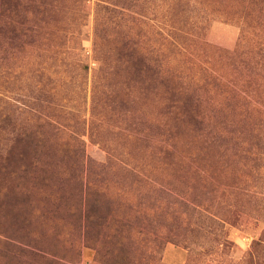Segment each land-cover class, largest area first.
Segmentation results:
<instances>
[{"label":"rangeland","instance_id":"1","mask_svg":"<svg viewBox=\"0 0 264 264\" xmlns=\"http://www.w3.org/2000/svg\"><path fill=\"white\" fill-rule=\"evenodd\" d=\"M8 1L0 97L22 95L18 122L52 121L63 95L96 115L83 165L54 148L56 185L23 184L17 225L35 255L0 264H264V0H13L14 31ZM56 28L67 58L51 50ZM12 108L0 99V150ZM60 123L73 133L75 119ZM80 188L90 205L104 194L89 223Z\"/></svg>","mask_w":264,"mask_h":264},{"label":"trees","instance_id":"2","mask_svg":"<svg viewBox=\"0 0 264 264\" xmlns=\"http://www.w3.org/2000/svg\"><path fill=\"white\" fill-rule=\"evenodd\" d=\"M12 1H8L9 5L7 10H9V17L11 18V29L14 31L18 29L14 18L18 14V10L22 7L19 4L14 5ZM113 1L103 0L105 3L115 4ZM103 6L110 7L105 4ZM52 20L60 21L59 18H53ZM59 33L60 30L58 28L49 32L50 40L53 42V44L51 43V50L57 59L67 58L69 50L68 46L65 45L68 42L65 41L69 39L66 38L63 41L62 39L65 37V34L60 36ZM63 54L66 56L62 57ZM72 66L75 70L82 72L88 68L87 64L79 61H74ZM7 91H2L3 96L0 99L9 104L11 108L16 102L24 100L21 97L22 95L18 94L16 90L7 89ZM54 99L53 97L49 105L52 109L50 119L54 123L48 121L43 116H39L35 122H33L35 118H29L31 124L28 122L20 123L18 122L17 112L14 108L11 109V112L9 110L4 118V121L10 127L8 128L10 137L8 138L9 142L6 144V147L0 150V210H6V213L0 220V225L3 227L0 229V255L11 259L15 258V253H18L20 250H27L30 254L35 255L32 250L34 245L29 240L22 238V235L27 233L23 231V227L17 225L18 219H26L22 207L26 201H30L29 198L25 197V195H29V187L24 188V182H27L25 185H34V188L40 191H43L44 186H48L49 184L56 185L57 180L54 179L53 169L61 165L57 161L53 162L49 160L52 158L49 150L54 148L58 153L62 152L64 154L62 159L67 157V161L71 160L77 165H83L85 163L86 140L83 136L87 133L88 122L89 124L94 122L93 120L96 114L95 112H91V118H86L85 114L79 111L80 108L72 110L67 106L64 95L57 100ZM67 118L75 119L73 133L68 132V128L62 127L60 123L62 119ZM50 126L57 130L53 138L52 133L50 135L47 129ZM90 135L92 136V132ZM57 151H55L56 154ZM78 176L82 180L85 178L84 174ZM103 196L104 194L99 192V195L93 198V204L90 205V202H88L90 199L87 197V193L83 191V188L78 190V196H76L80 202L78 209L82 207L85 210L87 223H89V218L90 220L92 218V212H97L96 210H99L101 207L100 202H102ZM13 214L14 216L11 220H6V218L9 219ZM106 223L110 224L111 221L105 220L102 222V225ZM36 253L50 261L56 260L58 257L54 253L44 249L42 252Z\"/></svg>","mask_w":264,"mask_h":264}]
</instances>
